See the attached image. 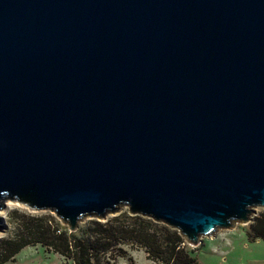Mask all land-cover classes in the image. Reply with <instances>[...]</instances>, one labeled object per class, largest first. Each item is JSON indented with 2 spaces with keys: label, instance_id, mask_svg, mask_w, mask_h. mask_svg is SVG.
Wrapping results in <instances>:
<instances>
[{
  "label": "water",
  "instance_id": "1",
  "mask_svg": "<svg viewBox=\"0 0 264 264\" xmlns=\"http://www.w3.org/2000/svg\"><path fill=\"white\" fill-rule=\"evenodd\" d=\"M9 200L70 232L127 207L191 246L250 223L264 0H0V210Z\"/></svg>",
  "mask_w": 264,
  "mask_h": 264
},
{
  "label": "trees",
  "instance_id": "2",
  "mask_svg": "<svg viewBox=\"0 0 264 264\" xmlns=\"http://www.w3.org/2000/svg\"><path fill=\"white\" fill-rule=\"evenodd\" d=\"M11 222L13 233L0 238V264L14 260L24 247L35 244L74 264H116L117 256L126 252L124 244L143 249L155 264H201L177 229L138 214L127 212L106 221L93 219L74 232L50 211L15 210ZM249 234L253 240H264V211L254 217ZM115 248L117 253L109 254Z\"/></svg>",
  "mask_w": 264,
  "mask_h": 264
},
{
  "label": "rangeland",
  "instance_id": "3",
  "mask_svg": "<svg viewBox=\"0 0 264 264\" xmlns=\"http://www.w3.org/2000/svg\"><path fill=\"white\" fill-rule=\"evenodd\" d=\"M15 210L34 211L15 201H7L4 209L0 210V220L3 221V227L0 230V238L9 236L13 233V223L11 222V214ZM264 211V207H256L255 216ZM51 212V211H50ZM129 213L127 207H122L119 212L107 215L106 221L117 215ZM52 213V212H51ZM54 214V213H52ZM55 215V214H54ZM133 215V214H132ZM56 216V215H55ZM57 217V216H56ZM93 217L83 219L79 227H83L90 223ZM250 223H238L232 228L218 229L210 236H203L202 242L198 246L189 245V250L196 255L201 264H264V240L250 238ZM60 220V219H59ZM65 225V224H64ZM126 252L117 256L116 264H137L136 256L141 252L136 245L124 244ZM144 251V250H143ZM117 248L112 249L109 254H116ZM107 260V259H106ZM104 261V260H103ZM148 263V259L144 253L139 254V264ZM5 264H74L71 259L49 251L42 244L28 245L24 247L14 260L7 261ZM104 264L105 263L104 261ZM155 264V263H151Z\"/></svg>",
  "mask_w": 264,
  "mask_h": 264
},
{
  "label": "crops",
  "instance_id": "4",
  "mask_svg": "<svg viewBox=\"0 0 264 264\" xmlns=\"http://www.w3.org/2000/svg\"><path fill=\"white\" fill-rule=\"evenodd\" d=\"M141 252L140 253H144L145 255H146V253H145V251H143V250H140ZM139 253V254H140ZM139 254L136 256V262H137V264H139ZM147 257V256H146ZM148 259V258H147ZM152 263V261H150L149 259H148V263H144V264H151Z\"/></svg>",
  "mask_w": 264,
  "mask_h": 264
}]
</instances>
